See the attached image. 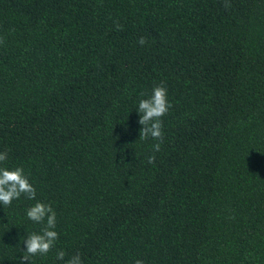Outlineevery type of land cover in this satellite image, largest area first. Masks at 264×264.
<instances>
[{
    "label": "trees",
    "instance_id": "trees-1",
    "mask_svg": "<svg viewBox=\"0 0 264 264\" xmlns=\"http://www.w3.org/2000/svg\"><path fill=\"white\" fill-rule=\"evenodd\" d=\"M227 2L0 0V152L37 192L0 205V264H30L37 201L59 239L31 264H264V0Z\"/></svg>",
    "mask_w": 264,
    "mask_h": 264
},
{
    "label": "clouds",
    "instance_id": "clouds-1",
    "mask_svg": "<svg viewBox=\"0 0 264 264\" xmlns=\"http://www.w3.org/2000/svg\"><path fill=\"white\" fill-rule=\"evenodd\" d=\"M225 7L230 8L231 4L225 0ZM118 30L120 26H117ZM4 41L0 39V44ZM141 46L147 43L144 37L138 40ZM142 98L138 101L136 108L139 114L138 123L141 125L139 141H146L151 138L157 141L152 145V155L146 157L147 163L152 165L156 161L155 153L160 152L161 144L164 140L163 118L168 114L172 104L168 100L166 87L155 86L150 94L141 93ZM8 152H0V205L11 206L14 200H19L22 196L27 200H36L37 192L30 182L25 171L21 167L10 169L7 166ZM27 218L37 224L44 225L40 233L27 235L24 240L23 262H30V257L47 256L56 246L59 233L55 231L57 225V214L51 204L37 201L26 210ZM66 253L63 250L56 252V259L65 260ZM65 264H82L81 256L77 253L68 259ZM135 264H143L142 260H136Z\"/></svg>",
    "mask_w": 264,
    "mask_h": 264
}]
</instances>
